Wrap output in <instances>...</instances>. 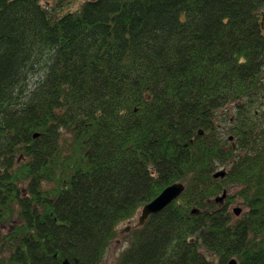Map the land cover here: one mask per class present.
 I'll list each match as a JSON object with an SVG mask.
<instances>
[{"label":"trees","instance_id":"16d2710c","mask_svg":"<svg viewBox=\"0 0 264 264\" xmlns=\"http://www.w3.org/2000/svg\"><path fill=\"white\" fill-rule=\"evenodd\" d=\"M71 1L0 0V264H101L177 182L118 264H264V0Z\"/></svg>","mask_w":264,"mask_h":264},{"label":"rangeland","instance_id":"374dc122","mask_svg":"<svg viewBox=\"0 0 264 264\" xmlns=\"http://www.w3.org/2000/svg\"><path fill=\"white\" fill-rule=\"evenodd\" d=\"M84 0H73L71 1L70 7L72 9H78ZM44 5L46 3L43 2ZM223 169L219 168L218 170ZM225 169V168H224ZM236 188H232L230 190L231 194H236ZM226 199L224 200V202ZM231 205H229L230 211L233 214V209L236 207H240L243 210V213L246 211V206L243 203V199L237 196H232L230 200ZM223 202V201H222ZM141 209L137 212V214L129 220L123 221L116 225V236L115 239L110 243L108 249L105 252V255L102 259L101 264H118L119 257L121 254L129 247L131 243V231L132 229L138 225V218L140 216ZM131 229V230H130Z\"/></svg>","mask_w":264,"mask_h":264},{"label":"water","instance_id":"95a60500","mask_svg":"<svg viewBox=\"0 0 264 264\" xmlns=\"http://www.w3.org/2000/svg\"><path fill=\"white\" fill-rule=\"evenodd\" d=\"M198 134H202V130L198 131ZM39 137V133L33 134V138ZM232 140V137L229 138ZM225 176L224 171L216 172L213 177L214 178H222ZM184 184L177 182L168 187H166L157 197L151 200L149 203L145 204L141 209V214L138 218L139 225H143L146 219L153 214L161 212L165 207L170 205L174 200H176L184 191ZM226 197V192L215 199L216 202H222ZM196 210L192 211L194 214ZM242 212L240 207H236L233 209V213L235 216H239ZM228 264H236L235 259H231Z\"/></svg>","mask_w":264,"mask_h":264},{"label":"flooded vegetation","instance_id":"af4514ba","mask_svg":"<svg viewBox=\"0 0 264 264\" xmlns=\"http://www.w3.org/2000/svg\"><path fill=\"white\" fill-rule=\"evenodd\" d=\"M157 214V213H156ZM131 230V229H130Z\"/></svg>","mask_w":264,"mask_h":264}]
</instances>
